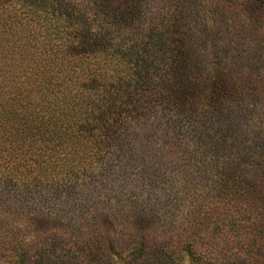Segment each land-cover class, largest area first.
Here are the masks:
<instances>
[{
  "label": "trees",
  "instance_id": "16d2710c",
  "mask_svg": "<svg viewBox=\"0 0 264 264\" xmlns=\"http://www.w3.org/2000/svg\"><path fill=\"white\" fill-rule=\"evenodd\" d=\"M263 15L264 0H0V264H250L243 205L264 198L243 195V153L218 140L243 123V21ZM196 153H214L219 181ZM177 158L189 168L171 173ZM130 170L174 183L175 233L136 203L89 206ZM223 219L232 238L213 242Z\"/></svg>",
  "mask_w": 264,
  "mask_h": 264
},
{
  "label": "rangeland",
  "instance_id": "374dc122",
  "mask_svg": "<svg viewBox=\"0 0 264 264\" xmlns=\"http://www.w3.org/2000/svg\"><path fill=\"white\" fill-rule=\"evenodd\" d=\"M249 33L252 34L255 42H259V45L264 47V15L254 24L248 25L247 22L243 21V35H246V38L243 39V81L244 79L251 80V83L249 82L244 88L250 96L247 98L243 97V123L229 130L227 141L223 139L217 140L219 143L222 141V148L225 147L227 151H232L231 153L227 152L228 156L232 157L234 148L236 149L235 153H243V195L247 189L256 187L258 191L261 190L260 195L264 198V59L262 62H259V66L253 72L249 71L246 63L253 54L250 47L255 45L254 42L250 44L251 35ZM254 76L258 78V83L256 82L255 86L252 85V81L256 80ZM176 125L179 129L177 138L180 144H183L185 142L183 136L190 134V126L183 119L179 120ZM236 136L241 137L232 141ZM219 162L214 153H212L209 160L202 153H196L194 163H190L194 164L199 171H207L209 177L212 176L213 180L219 181L216 179L221 174V170L217 166ZM165 167L170 172H177L189 168V165L188 161L177 158L175 162L167 163ZM125 177L126 181L124 184H118L114 189H110L112 183L98 189L99 192L96 193V200L89 205L92 207V210L99 213H107L111 207L113 210H116L122 206L123 209L130 210L132 204L136 203L140 206L138 208L140 211L147 213L145 218L156 224L158 227L157 232L161 233L162 236H164V232L175 233L176 230L170 229L169 226H175L176 223L181 221V213L185 206L172 197V186H174V183L171 182L170 178L165 177L164 180L157 178L146 180L138 170H130ZM210 190L212 191L211 193H216V190ZM216 201L217 199L215 203ZM218 203H222L219 206H224V208L229 206L224 204V199L222 198L218 199ZM256 206L257 208H249L244 211L245 206L243 205V222L247 223L250 228V232L247 233L250 245L247 242L240 243L237 248L240 249V253H243L245 257L252 260L250 264H264V261L260 260V255H264V206ZM130 211L134 214L132 210ZM11 217L13 218L14 216ZM171 219L175 221L173 225H170ZM113 220V218H110L109 221ZM223 220L222 223L225 222L227 224L221 228L223 232L216 228V223L207 226V230H213L216 235L213 242H219L223 235H229L230 240L232 238L233 231L228 222L229 220H226L227 222L225 219ZM228 243L230 247L229 240ZM240 246L243 247L240 248ZM214 256H217V253H214Z\"/></svg>",
  "mask_w": 264,
  "mask_h": 264
}]
</instances>
